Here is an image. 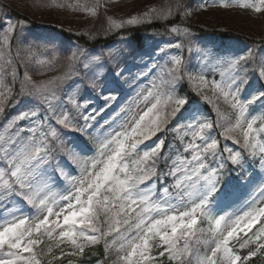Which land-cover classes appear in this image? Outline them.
<instances>
[{
	"label": "snow or ice",
	"instance_id": "1",
	"mask_svg": "<svg viewBox=\"0 0 264 264\" xmlns=\"http://www.w3.org/2000/svg\"><path fill=\"white\" fill-rule=\"evenodd\" d=\"M216 3L217 0H212L213 6ZM219 6L264 12V0L253 3L219 0ZM176 7L178 9L179 4ZM86 10L96 14L95 5ZM151 11L161 17L172 14L171 8ZM127 22L138 23L139 20L133 17ZM6 23L5 44L17 26L10 20ZM110 25L121 27L114 21H110ZM175 47L181 45L176 44ZM33 49V45L19 48L16 57H21V53L30 57L34 55ZM99 59L92 57L90 62ZM68 60L63 75L46 81L35 82L27 71L24 73V79L20 81L21 93L38 103L9 118L3 132H0V203H3L5 211L10 204L13 207L19 205L8 213L11 219L0 223V264H42L35 249L43 243L41 236L51 239L57 230L60 241L66 240L71 246L72 250L67 255H82L85 247L103 241L105 254L112 250L117 252L118 264H154L153 247H163L159 255L164 256L166 252L170 264H254V258L264 260V187H261L258 197L247 203V210L242 215L233 218V215L221 214L220 207L228 195V185L220 183L227 165L243 168L249 160L252 162L250 167L258 163L261 184L264 185V113L248 114L250 105L264 101V90L241 101L237 95L239 86L232 90L235 79L228 85V91L215 84L225 103L236 113L235 122L224 126L221 135L239 145L238 150L225 146L223 151H219L218 141L206 135V130L213 128L212 123L197 122V125H188L194 129L192 140L183 148L185 153L191 152L190 157L181 156L177 149V155L170 158L164 151V139L140 154L138 145L142 140L165 131L169 117L176 116L188 104L186 98L174 94V85L182 78L181 59L172 57L171 67L167 64L156 66L160 69L159 84L154 83L153 90L145 97L146 100L152 97L155 102L138 119L133 117L128 128L103 139L92 135L89 122L94 117L86 110L81 111L75 93L68 95V101L76 115L52 103L60 99L57 92L64 81L78 75L76 54ZM249 60H255L251 50L247 56L229 63V68H235L239 61ZM12 62L11 50L0 48V116L6 111V105L12 98V85L17 81V70L12 68L8 71L5 67ZM90 62L83 64L84 69L89 68ZM39 63L45 64L46 61ZM256 67L259 69L258 77L264 78V56ZM123 74L119 71L114 76L118 80ZM8 76L11 77V85L6 83ZM189 79L198 81V86L207 85L203 74L189 75ZM98 86L93 80L92 87ZM165 88L170 90L165 91ZM13 103L19 101L14 100ZM42 104L47 105L51 115L46 114L41 119ZM169 107L171 112L166 111ZM145 117L149 118L145 120ZM21 121L29 124L21 126ZM51 121L94 140L102 159L87 158L86 140L77 143L73 139L72 146L67 148ZM197 139L202 143H196ZM61 152H66L65 160L69 167L74 164L79 168L81 175L78 178L70 175L58 159ZM225 152L228 154L226 157ZM161 163L167 166L166 171L159 170ZM169 177L173 178V183L165 185ZM62 182L71 186L67 195L54 192ZM157 183L160 184L159 192ZM25 210H35L37 215L24 216ZM205 224L207 227L203 226ZM241 232L247 237L239 245L241 249H247L244 255L230 244ZM157 237L158 243L150 244ZM49 255L53 260L59 259L51 247ZM61 255L65 253L61 252Z\"/></svg>",
	"mask_w": 264,
	"mask_h": 264
},
{
	"label": "rangeland",
	"instance_id": "2",
	"mask_svg": "<svg viewBox=\"0 0 264 264\" xmlns=\"http://www.w3.org/2000/svg\"><path fill=\"white\" fill-rule=\"evenodd\" d=\"M5 1L39 23L38 26L25 22L17 23L0 6V48L10 49V40L7 44L3 40L7 29L6 22L10 20L17 25L18 30V42L15 40L17 48H14L13 51L10 49L13 62L11 65H5V67L8 71H11L12 68L18 70L22 66L24 73L27 71L33 81L41 82L54 76L63 75L69 63L68 57L76 54L75 66L78 75L64 81L57 92L60 99L53 100L52 103L59 109L71 111L73 115H76V110L68 101V95L75 93L76 101L81 105V111L86 110L87 114L94 117L89 122L93 136L99 135L103 139L115 135L116 132L128 128L133 123V117L138 119L141 114L147 111L155 101L152 97H148L147 100L145 97L148 96L150 90H153L154 83L159 84L157 77L160 69L156 66L167 64L168 67H171L172 57H178L182 61V78L176 81L174 94L177 97L187 99L186 94L181 91L182 79H187L191 92L195 93L198 98L195 102L188 101V104L181 108L176 116H170L165 131L151 136L147 140H142V143L138 145V152L142 154L143 151L151 149L158 140L164 139V151L170 158L177 155V149H179L181 156L190 157L191 152L185 153L183 148L192 140L191 133L194 129H190L188 125H197V122L212 123L213 128L206 130V135L218 141L219 151H223L225 146L234 150L239 149V145L230 140H225L221 135L224 126L229 122H235L236 113L229 104L225 103L220 91L215 89V84L228 91V85L232 84V80L235 79L236 84H232V90H235L237 85L239 86L237 95L241 101L251 99L253 95L258 94V91L264 90V78L258 77L259 69L256 67L261 56H264V44L259 50L250 49L236 38L223 40L219 33L211 31H236L250 38L264 39V12L257 13L250 8L240 7L223 8L219 6V0L214 6L212 0ZM247 2L253 3L255 0H247ZM177 4H179L178 9ZM94 5L96 6L95 15L86 10ZM167 8L172 9V14L165 18L175 20L180 15L183 21L171 25L161 35L155 34L157 36L142 47L134 48L127 37H120L114 43L102 48L74 47L69 46L59 38L58 34L50 30V27L57 26L82 32L94 38L115 33L123 26L153 20L159 15L152 13V9ZM133 17L137 18L139 22L128 23L127 21ZM110 21L120 24L121 27H112ZM187 22L208 29L209 32L205 35L198 34ZM173 29H177V31H173ZM17 30L15 29V31ZM176 44H180L181 47H175ZM28 45L34 46V55L29 57L21 53V57H16L17 50L26 48ZM250 50L253 52L255 60L239 61L235 68H229V63L238 60L241 56H247ZM14 56L16 57L15 60ZM92 57H100V59L99 61L90 62ZM39 61H46V63L40 64ZM85 62H90L88 69L83 67ZM154 67L155 71H153ZM119 71H123L124 74L117 80L114 73ZM200 74L205 76L206 86H198V81L189 79V75L195 77ZM8 78L10 79L9 85H11V77L8 76ZM93 80L99 85L98 87H92ZM105 84L108 86L105 87ZM69 85H72V87L69 88ZM164 90L168 91L170 89L165 88ZM17 91H20V86ZM106 97L111 98L106 99ZM14 100L19 101V103L14 104ZM37 103L38 101L34 98L16 92L12 88V98L6 105L4 113V115H8L4 117L2 124H0V132H3V126L9 118L26 107ZM166 111L171 112V107ZM261 113H264V101H256L249 106V116ZM46 114L51 115L47 111V105H40L41 119ZM4 115L0 116V121ZM148 118L145 117V120ZM51 123L57 128L61 140L65 142L67 148L72 146L73 139L77 143L86 140L88 143V151L85 153L87 158L89 160L102 159L99 155L98 145L94 140L81 137L77 132L55 125L54 121H51ZM80 123L83 124V121H80ZM28 124V121L20 122L21 126H27ZM196 143L201 144L202 141L197 139ZM224 155L226 157L228 154L225 152ZM65 157L66 152H61L58 159L65 165L70 175L78 178L81 175L79 168L74 164L69 167ZM250 164H252L251 160L243 168L234 167L230 164L226 166L220 183L221 185H228V195L220 206L221 214L233 215V218L236 215H242L247 210V203L253 197H258L261 187H264L261 184L259 164L256 163L251 167ZM159 170L166 171L167 166L161 163ZM172 183L173 178L171 177L165 181V185ZM159 188L160 184L157 183L158 192ZM70 190L71 186L67 182H62L60 186L54 188V192L60 195H67ZM15 207H19V205H15ZM15 207L10 204L7 211H5L3 203H0V223H3L5 219H11L8 213L15 211ZM23 214L31 217L37 215L35 210H25ZM203 226L207 227L206 224ZM58 233L59 230L54 233L51 239L46 235L41 236L43 243L37 246L35 251L42 264H44V258L46 257H49V261L53 264H81L79 259L82 255H67L66 253L72 250L71 246L66 240L61 242ZM248 235L250 236L251 232ZM107 239L111 240L112 237ZM244 239H247V237L241 232L237 239L230 241V244L235 246V250H240L239 245ZM100 243L104 245L103 241ZM155 243H158V237L154 241H150V244ZM99 244L90 246H98ZM118 244L119 241H117V246ZM50 247L52 253L59 259L53 260L52 256L49 255ZM88 247H85V251ZM44 250H46L45 254L43 253ZM245 250L247 253V249ZM161 251H163V247L152 248L151 255L155 258L154 264L161 257L159 255ZM61 252L65 255H61ZM165 256H167L166 252ZM106 258L109 264H118L116 251H110L106 254Z\"/></svg>",
	"mask_w": 264,
	"mask_h": 264
},
{
	"label": "trees",
	"instance_id": "3",
	"mask_svg": "<svg viewBox=\"0 0 264 264\" xmlns=\"http://www.w3.org/2000/svg\"><path fill=\"white\" fill-rule=\"evenodd\" d=\"M0 6L2 7V10L4 12L8 13L13 19L16 20L17 23H28L33 26H38L39 23L32 19L29 15L23 14L20 10H18L13 5L7 3L5 0H0ZM177 19L172 18H165V17H156L153 20L143 21L140 24H134V25H128L121 27L118 31L112 34L103 35V36H97V37H90L86 34L78 31L73 30H67L65 28H60L57 26L50 27L51 32L56 33L59 35V38L64 41L65 43L69 44V46L74 47H84L88 49H96V48H102L109 46L110 44L117 41L120 37L124 38L127 37L131 41V45L135 47H142L144 44H146L148 41L154 39L157 35H161L164 33V30H168L171 25L173 26L175 23L179 21H183L182 17L179 15L177 16ZM187 24L198 34L205 35V33H208V29H205L203 27L193 25L192 23ZM17 30V27H16ZM215 33H219L221 35V38L223 40L226 39H238L242 43L246 44L250 49H258L261 48L264 44V39H255L250 38L247 35H243L236 31H211ZM18 30L12 34V37L9 41V47L13 51L14 48H17V42H18ZM157 34V35H155ZM155 35V36H154ZM15 40L17 42H15ZM14 53V52H13ZM14 56V60H15ZM19 70V71H18ZM17 73V81L12 88L16 92L21 93L20 91H17L20 86V81L23 78L24 74V68L20 66V69H18ZM6 83H10V79L6 78ZM181 91L184 92L187 96V99L189 102H195L198 98V96L195 93L191 92V89L187 83V79H182V86ZM8 115V114H6ZM4 115L0 121V124H2ZM246 249V248H245ZM245 249H236L241 255L246 254ZM46 250L43 251L45 254ZM47 258V259H46ZM44 258V264H53L51 261H49V257ZM81 264H109L108 259L106 258L105 254V247L102 243H100L98 246H89L87 250L82 254V257L79 259ZM68 262V261H63ZM68 264V263H67ZM156 264H170L167 256H161L157 259ZM254 264H264V260L254 258Z\"/></svg>",
	"mask_w": 264,
	"mask_h": 264
}]
</instances>
